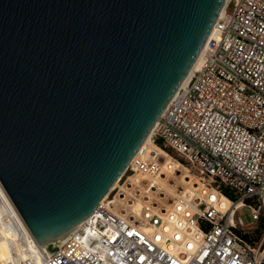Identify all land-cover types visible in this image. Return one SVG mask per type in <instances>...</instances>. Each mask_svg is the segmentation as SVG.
I'll use <instances>...</instances> for the list:
<instances>
[{
    "label": "water",
    "instance_id": "95a60500",
    "mask_svg": "<svg viewBox=\"0 0 264 264\" xmlns=\"http://www.w3.org/2000/svg\"><path fill=\"white\" fill-rule=\"evenodd\" d=\"M225 0H0V184L38 243L120 177Z\"/></svg>",
    "mask_w": 264,
    "mask_h": 264
},
{
    "label": "built area",
    "instance_id": "2783aa9c",
    "mask_svg": "<svg viewBox=\"0 0 264 264\" xmlns=\"http://www.w3.org/2000/svg\"><path fill=\"white\" fill-rule=\"evenodd\" d=\"M211 29L151 134L204 187H181L161 213L145 202L132 216L107 194L60 242L38 243L0 184V264H264V230L246 240L238 215L248 207L264 223V0H228ZM145 151L125 172L165 176Z\"/></svg>",
    "mask_w": 264,
    "mask_h": 264
},
{
    "label": "bare ground",
    "instance_id": "6f19581e",
    "mask_svg": "<svg viewBox=\"0 0 264 264\" xmlns=\"http://www.w3.org/2000/svg\"><path fill=\"white\" fill-rule=\"evenodd\" d=\"M228 0H225L220 13L225 9L226 4H227ZM219 13V14H220ZM212 33V29L210 30L204 44L202 45V48L200 49L198 55L196 56L194 62L192 63L191 67L189 68L188 72L186 73V75L184 76L183 80L181 81L180 85H183L184 83H186V81L188 80V78L191 75V72L193 71L194 68L198 67L199 63H200V58L205 46V43L208 39V37L210 36V34ZM178 89V88H177ZM176 92V91H175ZM174 95V94H173ZM151 134H152V129L149 131V133L146 135L145 139L143 140V142L141 143L140 147L138 148L137 152L135 153L138 154L139 152L142 151V149H146L145 151V156H148L150 158H158V160H160L161 162V166H162V170L165 171V176L162 174L156 176V177H147L146 175H143L141 173H137V175L133 178L129 177V184H131V186H125L124 188L122 187V190H129L128 192L131 193V197L134 196L133 190L136 189V185H143L141 187H139L140 189L139 191V195L140 193L142 194V191H144V187L146 188L145 191H147V194L144 195V197L147 198H143V202H151V205L153 206V209L158 211V213H161L164 210V207L160 208L158 207V204H154L156 203L155 201L151 200V194H149L148 192H160V193H175V186L170 182V178L169 175H175L177 177H179L181 184L183 186H189L190 190H200V188L204 187L202 185V183L197 180V178L193 177L192 173L189 172V170L186 168L185 165H183L182 163H180L178 160L174 159L172 156H170V154H168L165 150H163L162 148H160L158 145L154 144L151 141ZM126 169V168H125ZM125 172V170H124ZM124 172H122L121 174H123ZM120 174V176H121ZM119 179V178H118ZM145 179V183L143 182ZM142 180V181H140ZM117 181H115L113 183V187L116 185ZM127 183V182H126ZM135 185V186H134ZM123 186V185H122ZM112 187V186H111ZM110 187V188H111ZM112 187V188H113ZM110 190V189H109ZM108 190V192L105 194L107 196V194L110 192ZM122 193H120L119 195H121ZM103 196V198L101 200L106 199V196ZM130 195V194H129ZM166 195V194H165ZM163 195V196H165ZM135 197V196H134ZM117 198V197H116ZM115 198V199H116ZM114 199V200H115ZM131 199V198H130ZM136 199V198H135ZM114 200H110V202L114 203ZM223 200V205L225 207L228 206V202H227V198L226 197H222ZM118 201H120V204L122 205L123 208H128L129 210H124L123 211L116 209V211L120 214H129L130 216L132 215H139L142 212L143 209V204H141V200H139L137 203H139V209L137 211H133L132 206L134 205L135 200L131 199V200H127L126 197H121L119 196ZM115 207V206H114ZM78 224L74 225L73 227H71L69 230H66L65 232L54 236L52 238H49L46 242L54 240L55 242H60L64 237H66V235H68V233H70ZM43 242V243H46ZM7 253V248L5 246L4 243L0 242V258L4 257Z\"/></svg>",
    "mask_w": 264,
    "mask_h": 264
},
{
    "label": "rangeland",
    "instance_id": "374dc122",
    "mask_svg": "<svg viewBox=\"0 0 264 264\" xmlns=\"http://www.w3.org/2000/svg\"><path fill=\"white\" fill-rule=\"evenodd\" d=\"M136 175H137V173H134V172L128 170L125 173L121 174L119 179L116 180L117 181L116 185L114 187L112 185L113 188L112 187L110 188V190H109L110 192L108 193L107 199L114 200L117 197L114 200V203H113L114 206H115L114 207L115 209H119L121 211H123L122 209L129 210L128 208L126 209V208L122 207V205L120 204V201H118L119 196L126 197L127 200H131V199L135 200L134 205L132 206L133 211H137L139 209V203H137L139 200H141V204H145V202H143V198H147V197H144V195L147 194V191H142V194L140 193V195H139V191H138L140 189L139 187H141L143 185H141V186L140 185H138V186L136 185V189L133 190V193H134L135 197L134 196L131 197V193L128 192L129 190H127V191L126 190H122L121 191L122 187L124 188L125 186H129V187L131 186V184L128 183L129 182V177L133 178ZM169 178H170V182L175 186L174 187L175 188L174 189L175 193H171L170 192V193H165L166 194L165 195V194L160 193V192H158V193L157 192H150V191L148 192L149 194H151V200L155 201L156 203H154V204H158V207H160V208L168 207V204L171 202V200L173 199L175 194L178 192V190H180L181 187H185V186H183L181 184V181H180L179 177H177L175 175H171V176L169 175ZM140 181H142V180H140ZM143 182L145 183V179H144ZM143 190H145V187H144ZM120 193H122V194L119 195ZM163 195H165V196H163ZM127 215H129V214H127ZM238 215L241 217V219H242V221L244 223V226L242 228L243 232H248L249 235L253 236L255 234L258 235L257 231L262 233V230H264V225H262V227H261V223L253 221L251 219L248 207L240 208L238 210ZM259 236H260V234H259Z\"/></svg>",
    "mask_w": 264,
    "mask_h": 264
},
{
    "label": "trees",
    "instance_id": "16d2710c",
    "mask_svg": "<svg viewBox=\"0 0 264 264\" xmlns=\"http://www.w3.org/2000/svg\"><path fill=\"white\" fill-rule=\"evenodd\" d=\"M223 190V193L226 195V196H230V193L228 192V190H226V189H222ZM259 223H261V227H262V225H264V223H262V222H259ZM257 233H258V235H259V231H257ZM242 235H243V237L246 239V240H248V239H252V238H257L258 237V235L257 234H255V235H253V236H251V235H249V233L248 232H244V233H242Z\"/></svg>",
    "mask_w": 264,
    "mask_h": 264
}]
</instances>
